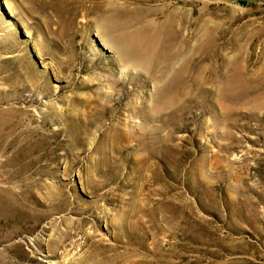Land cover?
Segmentation results:
<instances>
[{"label":"rangeland","instance_id":"obj_1","mask_svg":"<svg viewBox=\"0 0 264 264\" xmlns=\"http://www.w3.org/2000/svg\"><path fill=\"white\" fill-rule=\"evenodd\" d=\"M0 264H264V0H0Z\"/></svg>","mask_w":264,"mask_h":264},{"label":"bare ground","instance_id":"obj_2","mask_svg":"<svg viewBox=\"0 0 264 264\" xmlns=\"http://www.w3.org/2000/svg\"><path fill=\"white\" fill-rule=\"evenodd\" d=\"M171 9H172L171 11L175 13L178 11V6L173 7ZM124 12H125L124 9H120L117 6L112 8L109 11V13L105 16V18L103 19V22H102L103 25L101 26L102 32L106 34L107 38L111 41L110 48L112 49L117 62L121 64H125V65L132 64L135 66H143V67L148 68V65H150L151 60L153 61L157 58L156 54L154 53L152 49L154 48V45H152L151 47V44H153L156 40L158 41L157 31L155 30L153 32H151V30L149 31L150 28L147 24L143 25L142 27L132 28V25H133L132 23L134 20L137 19V16L136 15L125 16ZM173 13L171 12L166 15L164 23L161 26V30H164L167 32L168 39H170V37H173V34L175 32L174 24H173L174 23ZM182 15L184 17L186 16L185 14H182ZM165 59L166 58L163 56V61ZM171 83H172L171 81H168L166 84H163V85L161 84L162 86L158 85L159 81L155 83L156 92L154 96L155 98L154 106L156 108V111L158 112L160 110L162 111V108L165 107V105L166 107H168L167 100L169 102V99L166 98L167 100L165 99L166 100L165 101L162 97L163 96L165 97L167 93L171 94L172 92V86H170ZM179 96L177 98H179ZM173 97L175 98V95ZM173 97H171V99ZM153 110L155 112V109Z\"/></svg>","mask_w":264,"mask_h":264}]
</instances>
